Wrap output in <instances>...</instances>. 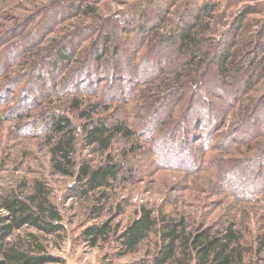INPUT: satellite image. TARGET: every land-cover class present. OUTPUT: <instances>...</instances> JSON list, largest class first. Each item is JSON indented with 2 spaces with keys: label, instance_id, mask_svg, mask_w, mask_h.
<instances>
[{
  "label": "trees",
  "instance_id": "obj_1",
  "mask_svg": "<svg viewBox=\"0 0 264 264\" xmlns=\"http://www.w3.org/2000/svg\"><path fill=\"white\" fill-rule=\"evenodd\" d=\"M82 3L46 6L35 14V28L14 44L34 58L28 72L39 80L30 87L55 102L33 116L30 129L47 148L51 172L73 179L71 197L98 195L100 205L92 210L98 218L108 193L134 178L135 161L149 154L147 148L159 169L194 173L207 171V155L220 149L233 169H208L209 176L227 197L264 213L263 156H236L264 141V93L255 100L249 95L264 79V18H248L262 5L245 4L222 24L225 11L209 3L192 8L185 2L175 12V2L166 1L159 9L140 7L97 21L96 8ZM63 5L72 17L95 16L93 23L61 30L57 13L51 14ZM47 34L57 36L44 44ZM13 47L0 48V79L14 64ZM28 101L19 113L38 107ZM200 129L204 137L192 135ZM214 136L220 146L211 144ZM85 152L98 155V164ZM50 195L43 179L23 178L0 194V264L61 263L49 251L50 240L64 231ZM112 223L85 228L82 239L92 249L114 240L119 257L152 244V254L132 264H264V226L253 230L234 220L192 229L182 218H158L145 206L123 229Z\"/></svg>",
  "mask_w": 264,
  "mask_h": 264
},
{
  "label": "rangeland",
  "instance_id": "obj_2",
  "mask_svg": "<svg viewBox=\"0 0 264 264\" xmlns=\"http://www.w3.org/2000/svg\"><path fill=\"white\" fill-rule=\"evenodd\" d=\"M56 1L59 2V0H0L1 53L6 48L12 47V45L15 47L16 42L21 41L23 37H20L19 34L31 32L36 24L35 14L46 6H52V3ZM70 1L76 3L82 1V4L93 5L98 14L96 21L118 13L132 15L133 11L140 7H145L146 10L159 9L166 1L175 2L176 6L171 9L175 12L182 9L185 2H189L186 6L192 5V8L204 3L216 5L215 8L219 12L225 11L224 17L227 15L221 20L222 24L232 19L229 15L230 12L237 13L238 10L244 8L245 4H261L263 11L254 16L250 15L248 18L252 21L264 18V0H255L251 3H242L244 0H237L236 6L230 10V0ZM65 9L67 8L63 5L51 14V17H53L57 13L56 15L59 18L56 22H59V26L63 31L78 29L94 21L95 16L82 17L73 10L75 15L72 17L73 15H69ZM170 18L173 19V17ZM56 36V34L43 35L46 40L43 43L46 44L47 40L49 41ZM8 38L11 39L8 40ZM132 42L127 46L130 50H132ZM14 47L13 50L17 49L16 56L11 59L14 64L7 69L0 79V194L16 185L22 178L27 181L43 179L46 182L51 193V201L58 207L63 218L64 231L60 235L61 237L50 240L49 247L53 257L61 260L60 264H132L146 258L148 255L150 256L154 247L147 242L141 245L137 253L119 257L116 256L114 240L108 245H101L92 249L81 236L85 228L100 225L107 220H113V228L117 226L121 230L136 217V213L141 206L152 210L158 218L163 216L182 218L185 225L192 229L215 224L220 227L221 224L234 220L238 225L249 224L253 230L264 226V213L262 210L257 206L238 203L227 197L226 193L218 188V179L209 176L208 173L214 170L219 173L221 169H233V164L228 159L229 156L223 150L218 149L217 152L207 155V163L204 166L207 171L194 173L191 170L178 169L179 167L159 169L155 160H151L150 151L146 145L149 154L135 161L136 164L133 167L134 178L129 183H121L110 191L107 201L101 203L105 206L104 211L98 218H94L92 210L95 206L100 205L95 200L98 195L86 199L71 197L70 188L74 186L73 179L54 175L51 172L47 148L38 137L37 130L30 129V124L34 122L32 121L33 116L38 111L50 108L55 102H48V100H52L50 96H47L46 99L41 97L42 91L39 87H30L29 83H36L39 80L37 74L28 72L29 67H31L29 63L34 58L25 55L26 51L18 52L20 50L18 46L15 49ZM137 64H139V61ZM42 75H44L47 83L50 77H47L45 72ZM263 93L264 79L254 91L249 93L250 99L255 100ZM28 99L37 104L38 107L33 112L26 113L27 115L19 113L21 107H29ZM42 106L43 109H41ZM227 127L228 123L224 127H220L219 132L225 131ZM192 133L193 136L198 138L200 136L204 137L201 129L199 132L193 130ZM193 140L195 139L193 138ZM203 140L206 139L203 138ZM220 142L221 140L214 139L211 144L219 145ZM259 154L264 159L263 140L253 151H242L240 155L236 156L241 159L240 161H244L243 159L247 156H258ZM84 155H87L94 165L98 164V155L88 154L87 152L82 153V156ZM194 161L192 160L190 163ZM212 164L216 168L211 169ZM254 205L261 206L262 203ZM119 212L121 215L115 218Z\"/></svg>",
  "mask_w": 264,
  "mask_h": 264
}]
</instances>
